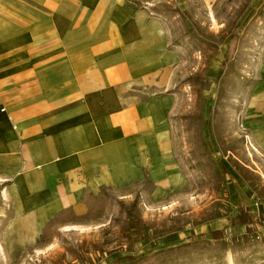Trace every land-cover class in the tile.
Instances as JSON below:
<instances>
[{
  "label": "crops",
  "instance_id": "obj_1",
  "mask_svg": "<svg viewBox=\"0 0 264 264\" xmlns=\"http://www.w3.org/2000/svg\"><path fill=\"white\" fill-rule=\"evenodd\" d=\"M156 1L0 0V262L89 195L146 184L160 200L182 182Z\"/></svg>",
  "mask_w": 264,
  "mask_h": 264
},
{
  "label": "rangeland",
  "instance_id": "obj_2",
  "mask_svg": "<svg viewBox=\"0 0 264 264\" xmlns=\"http://www.w3.org/2000/svg\"><path fill=\"white\" fill-rule=\"evenodd\" d=\"M153 6L178 54L163 91L182 182L160 200L146 184L89 195L84 215L0 264H264V229L231 227L241 207L264 212V0ZM8 210L0 202V218Z\"/></svg>",
  "mask_w": 264,
  "mask_h": 264
},
{
  "label": "trees",
  "instance_id": "obj_3",
  "mask_svg": "<svg viewBox=\"0 0 264 264\" xmlns=\"http://www.w3.org/2000/svg\"><path fill=\"white\" fill-rule=\"evenodd\" d=\"M226 60L223 65L226 64ZM62 214H59L57 220L60 219ZM246 227V234L249 236L255 235L257 228L264 229V216L258 215L251 208L241 207L240 211L232 220L231 227ZM215 241H224L228 237L227 228L221 230H214L210 234Z\"/></svg>",
  "mask_w": 264,
  "mask_h": 264
}]
</instances>
